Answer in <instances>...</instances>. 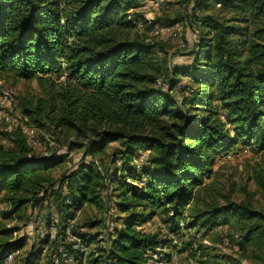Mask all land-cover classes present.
I'll use <instances>...</instances> for the list:
<instances>
[{"label": "trees", "instance_id": "1", "mask_svg": "<svg viewBox=\"0 0 264 264\" xmlns=\"http://www.w3.org/2000/svg\"><path fill=\"white\" fill-rule=\"evenodd\" d=\"M141 1L0 0V73L40 89L20 98L26 120L0 130L1 199L13 212L50 205L52 214L21 264H154L170 235L192 245L189 230L202 228L236 230L242 250L264 246V211L223 195L219 204L204 183L239 140L264 151V0H188L189 15L164 17L166 26L185 18L197 33L187 64L159 57L133 30L152 23L129 13ZM22 125L64 136L66 153L36 154ZM78 148L76 168L54 179L50 170ZM255 179L264 190V177L255 171ZM85 206L117 210L112 230L106 218L80 223ZM158 213L167 233L138 228ZM25 244L2 237L0 264Z\"/></svg>", "mask_w": 264, "mask_h": 264}, {"label": "rangeland", "instance_id": "2", "mask_svg": "<svg viewBox=\"0 0 264 264\" xmlns=\"http://www.w3.org/2000/svg\"><path fill=\"white\" fill-rule=\"evenodd\" d=\"M213 10L214 7H211L207 11L213 12ZM133 11L142 12L146 19L152 22L149 25L137 23L133 30L147 36L148 40L155 45L159 57H166L173 63L187 64L190 62L191 57L187 53L196 40V31L185 18L172 26H166L164 19V17H175L178 12L182 15H189L191 3L188 0H142L136 9L130 10L129 13ZM158 17L160 21L157 20ZM183 81L186 80L183 79ZM39 94L40 89L35 80L27 81L11 74L0 73V130H10L14 127L13 125L9 126L10 115L17 123L22 124V121L26 119L20 114V98H34ZM23 129L28 144L33 147L36 154H48L55 148L58 149L59 153H66V146L63 145L64 136H59L57 141V136L47 128L37 129L23 126ZM6 145L8 144L6 143ZM114 145L116 144L112 143L110 147ZM82 153L83 148L70 151L63 163L50 170L52 177L57 180L64 170L71 171L76 168L82 158ZM137 155V159L140 161L145 157L146 152ZM84 160L88 163L91 158L87 156ZM255 171L264 177V151H258L253 146L246 145L242 140H239L227 152L217 155L211 173L204 177V183L211 182L215 187V190L209 191V193L215 195L216 202L218 201L219 204H224L223 197L226 196L230 200L247 203L255 210L264 211V190L255 179ZM1 197L2 194H0V239L2 237L9 240L26 238L23 249L14 254L9 253L1 264H21L30 243L44 234L43 232L41 235V227L45 221L42 218H46L48 214L52 215L50 213L51 206H38L35 209L28 207L21 212H13L8 203L2 201ZM114 214H118L117 210L112 209L111 206H104L101 209L85 206L78 214V221L81 223L87 218H106L104 223L106 220L108 224L104 225L103 229L108 231L112 230L115 224L112 221ZM162 219L163 216L158 213L138 228L148 232L163 230L167 233L168 228L163 224ZM183 223V221L179 223L181 233L184 232ZM98 229H101L103 233L101 226ZM83 231L86 229L84 228ZM203 235L206 236L203 237ZM54 236L55 233H50L48 239L54 238ZM236 237H239V233L233 229L230 231L226 227L207 232L202 228L197 233L192 229L189 230L191 245L182 241L178 235L172 234L169 237L168 245H170L171 238L178 239V244L174 246L176 251L168 256L165 263L205 264V255L208 253L210 257L215 255L217 258L227 261H240L241 264H264L263 245L249 244L242 250L236 244ZM205 244L209 246L207 249L204 247ZM159 247L152 252L153 254L159 251L158 259L160 254L167 253V251L161 250L170 248L163 245ZM82 250L86 252L87 248H82ZM150 259L154 261L152 260L153 257Z\"/></svg>", "mask_w": 264, "mask_h": 264}, {"label": "built area", "instance_id": "3", "mask_svg": "<svg viewBox=\"0 0 264 264\" xmlns=\"http://www.w3.org/2000/svg\"><path fill=\"white\" fill-rule=\"evenodd\" d=\"M17 124V121H15V119L13 117H11L10 115V122H9V126H12V125H16ZM56 221V219H55ZM70 232V230H69ZM43 234V231H41V235ZM178 244V239H172L171 238V241H170V248L168 249H163L161 251H167V253H170L171 249L176 245ZM158 253L159 251L156 252V255L154 256V264H161L162 262L161 261H158ZM166 264V263H164Z\"/></svg>", "mask_w": 264, "mask_h": 264}, {"label": "bare ground", "instance_id": "4", "mask_svg": "<svg viewBox=\"0 0 264 264\" xmlns=\"http://www.w3.org/2000/svg\"><path fill=\"white\" fill-rule=\"evenodd\" d=\"M183 225V224H182ZM155 254L153 255V258H154Z\"/></svg>", "mask_w": 264, "mask_h": 264}]
</instances>
